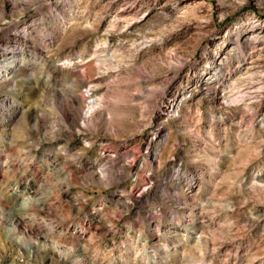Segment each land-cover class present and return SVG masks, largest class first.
<instances>
[{
  "label": "rangeland",
  "instance_id": "1",
  "mask_svg": "<svg viewBox=\"0 0 264 264\" xmlns=\"http://www.w3.org/2000/svg\"><path fill=\"white\" fill-rule=\"evenodd\" d=\"M264 0H0V264H264Z\"/></svg>",
  "mask_w": 264,
  "mask_h": 264
},
{
  "label": "bare ground",
  "instance_id": "2",
  "mask_svg": "<svg viewBox=\"0 0 264 264\" xmlns=\"http://www.w3.org/2000/svg\"><path fill=\"white\" fill-rule=\"evenodd\" d=\"M263 31H264V28H263V27H260V28H259V33H260V32H263Z\"/></svg>",
  "mask_w": 264,
  "mask_h": 264
}]
</instances>
